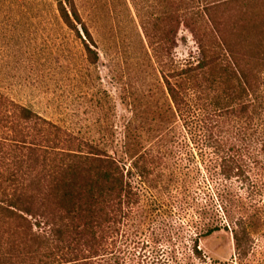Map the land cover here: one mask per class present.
Returning a JSON list of instances; mask_svg holds the SVG:
<instances>
[{"label":"rangeland","instance_id":"rangeland-1","mask_svg":"<svg viewBox=\"0 0 264 264\" xmlns=\"http://www.w3.org/2000/svg\"><path fill=\"white\" fill-rule=\"evenodd\" d=\"M202 1L75 0L89 39L80 24L77 31L63 22L58 0H0L5 118L7 102H14L60 127L84 152L93 146L127 168L136 156L147 160L149 175L131 177L132 213L95 264H236L232 228L241 218L255 238L242 264H264V155L257 142L264 132V74L256 108L246 114L220 108L225 95L218 87L186 83L181 71L200 55V43L220 41L208 15L193 25ZM208 1L220 3L215 16L231 33L244 16L241 2L249 0ZM167 80L183 95L181 110ZM28 126L37 133L34 123ZM9 131L0 126V142ZM11 149L0 145L3 203L13 193L3 177ZM21 223L0 207V264H54L37 244L25 243ZM33 231L42 232L38 225ZM197 241L202 257L194 253Z\"/></svg>","mask_w":264,"mask_h":264},{"label":"trees","instance_id":"trees-1","mask_svg":"<svg viewBox=\"0 0 264 264\" xmlns=\"http://www.w3.org/2000/svg\"><path fill=\"white\" fill-rule=\"evenodd\" d=\"M202 2L203 6H198L193 14L197 17H192L193 25L199 27L203 14L208 15L219 32L220 41L211 46L201 42L196 62H189L181 74L186 83L200 82L210 88L218 87L225 95L222 102H217L220 108L235 112L239 109V113L246 114L251 106L256 108L257 96H254L263 80L264 7L257 5L255 0L242 1L246 4L241 10L244 16L232 23L234 30L230 33L215 16L220 3ZM58 11L68 27L80 31L77 25L80 24L87 37L93 39L75 0H58ZM217 46L227 55L217 51ZM86 49L96 60L97 51L89 43ZM167 87L174 106L181 110L184 98L180 89L170 80H167ZM7 105L11 107L10 116L5 118L8 109L0 103V113H3L0 126L13 135L5 137L6 143L1 141L0 145L14 147L6 152L5 158L9 154L11 162L3 176L8 183L4 185L13 187V193L4 203L0 202V207L12 219L23 222L20 228L26 237L25 243L28 246L37 244L43 260H52L54 264H95L98 259L105 258L120 232L122 221L132 213L136 194L131 177L133 172L142 177L149 175L145 156H136L127 168L115 157L93 146L88 152L78 149L75 140L64 138L60 127L29 107L14 102H7ZM249 117L252 121L253 116ZM29 123L38 127L35 128L37 133L28 131ZM257 142L259 153L264 155V132ZM250 158L255 161L253 153ZM35 225L40 226L42 232H34ZM219 229H209L208 235ZM232 234L235 263L242 264L253 254L255 238L244 218L237 220ZM194 253L203 256L198 241Z\"/></svg>","mask_w":264,"mask_h":264}]
</instances>
